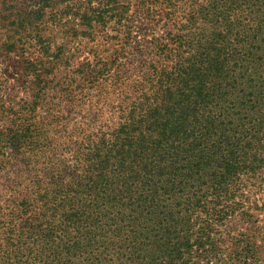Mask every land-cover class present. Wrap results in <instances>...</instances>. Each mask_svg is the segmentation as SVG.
<instances>
[{
	"label": "trees",
	"instance_id": "obj_1",
	"mask_svg": "<svg viewBox=\"0 0 264 264\" xmlns=\"http://www.w3.org/2000/svg\"><path fill=\"white\" fill-rule=\"evenodd\" d=\"M138 1L18 134L0 264H264V0Z\"/></svg>",
	"mask_w": 264,
	"mask_h": 264
},
{
	"label": "rangeland",
	"instance_id": "obj_2",
	"mask_svg": "<svg viewBox=\"0 0 264 264\" xmlns=\"http://www.w3.org/2000/svg\"><path fill=\"white\" fill-rule=\"evenodd\" d=\"M120 1L123 9H112L106 0H0L1 193L10 194L6 186L15 182L18 134H33L38 119L47 122L49 104L67 98L84 63L109 62L120 52L121 40L113 30L119 14L137 19L139 41L164 32L162 22H154L155 30L146 25L138 0ZM149 54L148 49L135 58L146 63ZM242 225L239 229H246ZM262 225L257 245L264 238Z\"/></svg>",
	"mask_w": 264,
	"mask_h": 264
}]
</instances>
